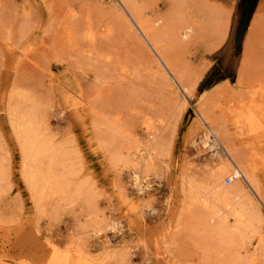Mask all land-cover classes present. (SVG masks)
Masks as SVG:
<instances>
[{
  "label": "rangeland",
  "instance_id": "obj_1",
  "mask_svg": "<svg viewBox=\"0 0 264 264\" xmlns=\"http://www.w3.org/2000/svg\"><path fill=\"white\" fill-rule=\"evenodd\" d=\"M110 1L0 0V264H264V0L238 50L241 0H152L190 29L166 44L185 98ZM204 99L257 181L263 223L236 246L210 240L194 202L216 154ZM148 124L167 135L143 206L128 154Z\"/></svg>",
  "mask_w": 264,
  "mask_h": 264
},
{
  "label": "bare ground",
  "instance_id": "obj_2",
  "mask_svg": "<svg viewBox=\"0 0 264 264\" xmlns=\"http://www.w3.org/2000/svg\"><path fill=\"white\" fill-rule=\"evenodd\" d=\"M117 1L125 13V15H121V23L125 24L129 32L134 34L135 37H137L135 32L139 34L143 42L167 69L169 75L166 74L170 76L169 78L175 88L181 92L183 98L189 97L190 91L195 88V85L183 84L182 76L175 73L172 68L170 54L166 49V44H170L174 50L178 45L181 46L187 42L191 36L188 26L180 20L181 10L173 7V1L169 2V5L161 13L153 11L154 3L152 0H148L150 4L147 5H145L146 0ZM147 11H150V13L147 14ZM166 41L169 42L166 43ZM209 105L204 99V103L198 112L200 126H202V130H205L201 131L199 144L204 148L216 151V154L210 156L205 166L204 181L200 185L197 194H194V202L199 201L204 204L203 207L206 213L202 217L203 224L207 226V230L204 231L209 235L210 240L214 239L219 244L226 246H236L239 242H245L246 235L263 223L261 209L247 191L248 187L253 191H257V181L247 165L246 156L238 148L234 139L231 138L223 120L212 114L208 108ZM152 126L153 124H148L145 127L147 131L146 141H140V145L135 144L128 154L133 167L132 187L142 197L143 206H147L148 199L144 195L151 188L147 181L149 175L162 171L158 159L163 155L162 145L167 135V129L163 133V131L161 132L158 128ZM29 130L31 128L25 130L26 139L27 137L31 138L28 134ZM33 139L34 137L30 139V142ZM51 155L53 156V154ZM224 177L231 180L230 185L223 183ZM118 226V223L113 222L110 230ZM99 229L94 228L92 236L100 233Z\"/></svg>",
  "mask_w": 264,
  "mask_h": 264
},
{
  "label": "water",
  "instance_id": "obj_3",
  "mask_svg": "<svg viewBox=\"0 0 264 264\" xmlns=\"http://www.w3.org/2000/svg\"><path fill=\"white\" fill-rule=\"evenodd\" d=\"M259 0H241L240 5V18L235 34V49L238 50L241 47L244 33L248 27V24L254 14V11L258 5Z\"/></svg>",
  "mask_w": 264,
  "mask_h": 264
},
{
  "label": "built area",
  "instance_id": "obj_4",
  "mask_svg": "<svg viewBox=\"0 0 264 264\" xmlns=\"http://www.w3.org/2000/svg\"><path fill=\"white\" fill-rule=\"evenodd\" d=\"M230 183H231V180H230V179H226V180H225V184H226V185H230Z\"/></svg>",
  "mask_w": 264,
  "mask_h": 264
},
{
  "label": "trees",
  "instance_id": "obj_5",
  "mask_svg": "<svg viewBox=\"0 0 264 264\" xmlns=\"http://www.w3.org/2000/svg\"><path fill=\"white\" fill-rule=\"evenodd\" d=\"M208 79H209V75H208V77L206 78V80L204 82H206Z\"/></svg>",
  "mask_w": 264,
  "mask_h": 264
}]
</instances>
